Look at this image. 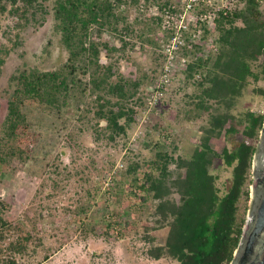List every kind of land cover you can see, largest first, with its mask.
<instances>
[{"label": "rangeland", "instance_id": "1", "mask_svg": "<svg viewBox=\"0 0 264 264\" xmlns=\"http://www.w3.org/2000/svg\"><path fill=\"white\" fill-rule=\"evenodd\" d=\"M122 1L124 9L120 11L126 20L118 24V31L103 30L98 35L95 28L89 38L113 44L116 50L103 51L101 64L112 63L120 76L138 84L131 100L135 119L125 126L124 135L110 140L105 122L93 114L97 106L89 92L59 113L35 110L39 149L24 164L0 166V204L7 222L3 230L18 236L26 230L32 236L27 251L15 264H175L170 257L155 260L148 255L151 246L164 244L168 228L154 231L162 224L157 223V202L142 200L145 193L138 186L144 180V164L154 160L157 151L187 158L210 126L209 117L196 110L195 102L198 84L212 70L219 54L217 24L211 32H204L193 50H177V57L186 58L185 68L171 76L151 105L149 89L159 76L169 38L148 7L174 1L179 4L176 0ZM38 2L46 10L43 19L31 11L27 19L20 15L22 10L19 15L0 12V125L7 112L11 75L31 68L53 71L67 60L54 28L53 0ZM233 2L234 8L244 3ZM260 10L264 12V1ZM208 34L217 52L204 49ZM191 65L194 70L189 76ZM253 71L258 72L257 62ZM209 104L212 114L231 113L239 132L227 138L211 137L210 147L220 153L241 140L246 113L264 118V79H248L229 109L212 101ZM258 140L259 134L256 145ZM135 163L141 167L137 186L125 175ZM219 163L214 161L213 173L219 176L216 184L222 189L230 169L220 166L217 170ZM174 166L171 164L170 169ZM249 197L250 193L248 199H241L240 214L247 212ZM169 198L177 199L174 191Z\"/></svg>", "mask_w": 264, "mask_h": 264}, {"label": "trees", "instance_id": "2", "mask_svg": "<svg viewBox=\"0 0 264 264\" xmlns=\"http://www.w3.org/2000/svg\"><path fill=\"white\" fill-rule=\"evenodd\" d=\"M262 1L243 0L241 8H234L216 23L219 54L212 70L199 82L195 102L196 110L206 114L210 124L198 145L187 158L157 151L154 160L144 164V180L138 186L145 193L142 200L157 202V223L162 224L155 226L154 231L168 228L164 244L148 250L149 257L155 260L167 256L175 264H229L238 245L246 215V211L239 213V203L248 199L252 156L263 115L246 113L241 140L231 149L224 147L216 153L210 147L211 137L227 138L239 132L231 113L212 114L209 102L229 109L248 79H264ZM121 4L122 0H53L54 28L60 34L67 60L53 71L31 68L10 76L7 112L0 125L1 167L24 164L39 149L41 136L34 130L35 110L59 113L86 92L94 97L97 108L93 114L105 122L108 138L114 140L125 134V126L135 119L131 100L138 84L120 76L112 63L101 64V53L115 51L113 44L89 38L95 28L98 35L103 30L118 31V24L126 20ZM6 11L13 15L21 11L25 19L29 11L32 15L40 13L41 19L46 12L38 0H0V12ZM254 62L258 72L253 71ZM193 68L189 66V76ZM215 160L220 162L217 170L220 166L230 169V178L222 189L216 184L219 176L213 173ZM171 164L175 165L174 170L170 169ZM140 168L135 163L125 174L136 186ZM173 191L175 201L169 198ZM0 207V264H15L27 251L31 232L25 230L15 237L10 230H3L7 222L2 204Z\"/></svg>", "mask_w": 264, "mask_h": 264}, {"label": "built area", "instance_id": "3", "mask_svg": "<svg viewBox=\"0 0 264 264\" xmlns=\"http://www.w3.org/2000/svg\"><path fill=\"white\" fill-rule=\"evenodd\" d=\"M169 4L152 5L148 12L157 17L161 30L168 33V44L164 49V62L158 78L150 87L149 104H155L161 90L167 86L171 76L183 70L185 57H177V50L184 48L191 51L199 44L204 32H211L217 21L226 18L234 9L233 0H176ZM208 52H217V47L210 34L205 38Z\"/></svg>", "mask_w": 264, "mask_h": 264}, {"label": "water", "instance_id": "4", "mask_svg": "<svg viewBox=\"0 0 264 264\" xmlns=\"http://www.w3.org/2000/svg\"><path fill=\"white\" fill-rule=\"evenodd\" d=\"M249 204L229 264H264V118L252 156Z\"/></svg>", "mask_w": 264, "mask_h": 264}]
</instances>
